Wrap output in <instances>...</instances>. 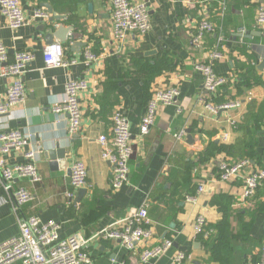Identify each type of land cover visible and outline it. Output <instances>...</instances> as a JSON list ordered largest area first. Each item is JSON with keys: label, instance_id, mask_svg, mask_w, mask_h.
Returning <instances> with one entry per match:
<instances>
[{"label": "crops", "instance_id": "crops-1", "mask_svg": "<svg viewBox=\"0 0 264 264\" xmlns=\"http://www.w3.org/2000/svg\"><path fill=\"white\" fill-rule=\"evenodd\" d=\"M131 1L148 2L151 31L145 37L129 36L122 46H118L114 37L109 0H61L56 6L49 1L21 0L28 22L17 32L0 13V43L8 49L10 57L22 51H30L35 57L24 73L26 103L0 116V132L16 129L30 136L32 145L41 148L38 169L42 177L36 184L27 180L14 184L34 197L19 208L18 214L13 210L11 198L0 190V244L19 236V215L38 217L58 222L61 239L76 234L89 239L87 251L95 264H140V252H130L117 240L99 234L107 228H121L145 204L155 230V239L149 247L166 239L174 242L155 264H172L178 252L191 256L185 264H220L219 259L205 252L199 241L205 240L196 234L199 217L205 218L207 227L222 223L223 230L239 233L243 229L246 239L256 247L253 255L258 258L264 241V211L255 206L263 199L264 190L254 199L245 200L242 186L248 169L235 180L224 182L220 165L235 162L227 152L218 153L207 164L198 161L197 156L209 147L231 144L239 137L238 126L245 122L247 154L251 158L248 160L252 169H264V73L257 70L264 61V28L256 26L261 0ZM44 3L67 19L54 23L49 22L50 18L34 20V12L42 9ZM204 18L215 23L218 32L195 46L192 34ZM58 25L73 28L63 44L67 47V58L78 62L68 68H46L43 55L48 45L46 36L55 33L54 26ZM218 44L223 58L214 63V71L218 75H231L232 82L219 93L205 96L204 78L195 67L210 62L208 54ZM86 51L97 61L86 64ZM250 67L252 72L248 71ZM3 74L0 63V102L9 88ZM74 80L86 81L88 90L80 98L81 132L70 138L68 117L56 114L54 107L64 102L65 86ZM147 80H150L148 88ZM171 87L179 88L180 97L175 104L160 107L155 125L149 134L142 136L140 125L150 95ZM235 100L241 102V108L220 115L208 110V106ZM117 111L129 121L134 155L130 162V184L112 192L111 168L102 159L99 138L112 136V118ZM182 131L185 136L177 138ZM225 133L228 142L222 139ZM11 161L21 158L12 156ZM64 161L68 162L66 169L52 168L53 162ZM76 161L83 162L88 173L86 194L78 201L79 191L73 188L68 173ZM201 184L207 190L198 196ZM69 193L75 194L73 199ZM188 197H196L195 202H188ZM217 198L226 211L216 203ZM209 230L212 234L213 230ZM247 261L251 262V257Z\"/></svg>", "mask_w": 264, "mask_h": 264}, {"label": "built area", "instance_id": "built-area-1", "mask_svg": "<svg viewBox=\"0 0 264 264\" xmlns=\"http://www.w3.org/2000/svg\"><path fill=\"white\" fill-rule=\"evenodd\" d=\"M112 6V25L114 37L118 46L135 35L145 37L151 31V21L148 2L132 3L131 0H109ZM171 2L172 0H164ZM0 13L8 20L9 27L19 31L27 22V16L22 8L21 0H0ZM32 18L48 20L50 15L43 9L34 12ZM256 26L264 28V0H261L256 16ZM218 27L215 23L202 19L194 28L191 42L195 46L202 45L206 36L216 35ZM244 32V31H243ZM222 40H219L221 43ZM221 45L208 54L210 62L199 63L195 69L203 75V95L209 96L219 93L232 82L231 75H218L213 68L215 62L222 60ZM67 47L62 43H54L44 48V62L46 68H68L77 64V59H69L66 54ZM85 63L95 62L97 59L90 52H85ZM30 51L17 52L10 57L8 49L0 43V63L3 65L4 77L9 81L7 94L0 102V116L10 113L14 108L24 105L27 93L24 86V73L34 61ZM88 90L84 80H74L65 86V100L54 107L56 114H65L69 120L68 135L74 138L81 132L83 111L80 105L81 96ZM179 88L171 87L157 92L149 100L147 110L143 116L140 133L142 136L149 134L155 125L158 110L163 106H171L180 97ZM239 100L228 101L219 106H208V110L220 115L232 109L241 108ZM180 112V110H179ZM113 128L111 135H102L99 143L102 146V159L110 164L111 190L118 192L130 184V162L134 155L133 135L127 117L117 111L112 118ZM182 131L177 138L185 136ZM225 142L229 136L222 135ZM33 142L21 130L6 129L0 132V190L9 198L13 210L18 214L20 207L33 201V195L23 187L15 188L18 180H27L32 184L41 182L42 177L38 169L41 148L32 145ZM21 158V161L12 162L11 157ZM248 169L249 173L243 178L242 197L252 199L264 190V169H252L249 160L239 162H223L220 165L221 180L231 182ZM71 184L76 191L87 186V168L81 161H76L70 168ZM207 187L201 184L197 190L198 196L205 193ZM75 194L69 193L73 199ZM196 197H188V202H195ZM20 234L3 244H0V264H95L87 251L90 240L81 234H76L66 239L60 237V224L56 221H43L38 217H18ZM205 218L199 217L196 221V234L209 238L212 231L206 230ZM99 236L117 240L130 252H140V264H155V260L163 257L174 245L173 240L166 239L161 244L149 247L155 239V230L148 218V210L143 204L132 216L125 221L121 228H107ZM258 258L248 264H264V241L258 252ZM191 256L178 252L172 264H185Z\"/></svg>", "mask_w": 264, "mask_h": 264}, {"label": "trees", "instance_id": "trees-1", "mask_svg": "<svg viewBox=\"0 0 264 264\" xmlns=\"http://www.w3.org/2000/svg\"><path fill=\"white\" fill-rule=\"evenodd\" d=\"M42 1H49L52 4L59 5L61 0H42ZM253 68H248L249 72H252ZM150 80H147L145 84L147 88L149 86ZM153 95H150V99ZM149 99V100H150ZM245 123V122H244ZM241 124L238 126V133L239 137L231 144H224L219 146H213V148L209 147L203 153H200L197 156V160L203 164H207L212 157L216 156L218 153L227 152L228 155L235 161H243V160H250V155L247 153L249 149L247 148L248 138H247V130L245 131V125ZM189 163L186 165L188 166ZM197 165V162L195 163ZM194 167V165H192ZM192 168V167H191ZM190 169L189 167L186 168ZM185 171V169H184ZM259 195V194H257ZM256 195V196H257ZM255 196V197H256ZM262 200L255 206V208L264 211V195L262 196ZM254 199V198H252ZM216 203L219 204L222 211H226L227 208L220 204L219 199L217 198ZM229 208L230 205H229ZM224 224H220L214 227H206V230L212 229L213 233L211 236L205 240L200 238V242L203 243L205 248V252L212 257L213 259H219L218 261L220 264H248L247 261L248 257H251L252 261L257 260L256 256H254V251L256 247H252L253 242H250L249 239H246V235L243 232V229L239 232H232L228 228L226 230L221 229L224 227ZM263 242V241H262ZM262 244V243H261Z\"/></svg>", "mask_w": 264, "mask_h": 264}, {"label": "water", "instance_id": "water-1", "mask_svg": "<svg viewBox=\"0 0 264 264\" xmlns=\"http://www.w3.org/2000/svg\"><path fill=\"white\" fill-rule=\"evenodd\" d=\"M46 13H48L50 15V19H49V22L50 23H54V22H58V21H62L64 19H67V16L66 15H62V14H56L54 11H53V8L50 4H42V7H41ZM45 27V26H44ZM54 30L56 31L55 33L52 32V33H48L47 36H46V40H47V43L48 45H51V44H54V43H66L69 39V35L72 33V30L73 28L72 27H65L64 25H58V26H54ZM71 39L73 41H76L75 40V37L71 35ZM76 44L78 42H75ZM76 44H74L75 46H77ZM257 70L260 74H263L264 73V61L262 60L260 62V64L257 66ZM188 133L190 134L191 133V130H188ZM188 139H189V142L193 141L192 140V137L189 135L188 136ZM59 155H61L59 153ZM55 155H53V161H56L55 160ZM64 160L66 158H63ZM54 164L52 165V168L53 169H57L58 166L61 170H64L67 168V165H68V162L67 161H64L62 162L61 164L58 163V162H53ZM68 173H69V177L71 179V170L69 169L68 170ZM86 194V190L82 189L79 191V196L77 198V201L80 200L84 195Z\"/></svg>", "mask_w": 264, "mask_h": 264}, {"label": "rangeland", "instance_id": "rangeland-1", "mask_svg": "<svg viewBox=\"0 0 264 264\" xmlns=\"http://www.w3.org/2000/svg\"><path fill=\"white\" fill-rule=\"evenodd\" d=\"M133 3V2H132ZM138 3V2H137ZM140 3H142V2H140ZM201 74V73H200ZM203 76V75H202Z\"/></svg>", "mask_w": 264, "mask_h": 264}]
</instances>
